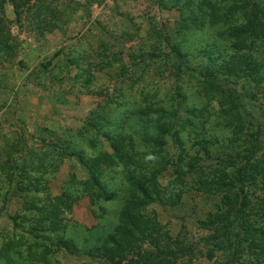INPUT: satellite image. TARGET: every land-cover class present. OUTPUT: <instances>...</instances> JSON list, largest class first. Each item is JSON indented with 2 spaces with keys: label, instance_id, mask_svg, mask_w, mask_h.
<instances>
[{
  "label": "trees",
  "instance_id": "16d2710c",
  "mask_svg": "<svg viewBox=\"0 0 264 264\" xmlns=\"http://www.w3.org/2000/svg\"><path fill=\"white\" fill-rule=\"evenodd\" d=\"M224 1L182 0L183 10L179 7L181 12L175 31L180 34V40L171 44L167 38L159 36L167 51L158 55L155 47L138 49V61L130 67L136 68L132 72L138 73L139 80H144V73L151 66L164 65L171 70L169 76L173 86L163 99L166 102L154 96L155 93L140 91V104L125 107L117 113L120 119L113 123L108 116L110 109L105 108L109 103L105 101L103 109L95 110L74 135L68 133L62 139L53 137L52 144H43L55 151L54 156L71 158L82 168L87 186L92 187L91 190L83 189L84 196L110 199L122 192L116 222L100 240L90 242V238H84L78 243L68 236L65 214L79 193L62 188L58 195H50L44 176L48 170L57 168L55 158L34 152L24 146L20 138L0 147V209L5 205L4 199L7 201L13 196L22 199L21 211L6 216L18 233L0 243V264H45L53 250L106 264H180L176 262L177 255L184 250L172 248L167 232L148 212L151 203L172 205L179 200L183 189L178 185L219 196V207L214 215L209 214L201 224L213 231L211 239H229L226 248L232 251L225 264H264V152L257 155L261 124L255 123L254 131L242 134L241 127L229 118L242 107L233 89L224 87V83L239 76H253V80H259L258 70L264 68V8L252 0H232L234 6L221 7ZM53 2L55 0H0V9L7 3L15 21L19 22L22 15L29 14L32 21L48 28L57 22L50 8ZM194 34L205 42L193 50L183 49L184 38ZM8 40L9 35L0 31V52L10 48ZM59 53L55 52L53 57ZM192 55L198 59L194 65ZM49 64L47 61L41 65L42 69L48 70ZM98 65L101 66V60ZM123 69L122 65L115 67L118 74ZM88 70L87 65L82 71L87 73ZM186 74L201 80L204 93L219 95L217 102L222 105L220 116L225 119V129L206 135V126L213 113L206 106L188 105L178 85L181 76ZM209 84L216 88L212 90ZM46 129H42L44 133H48ZM183 132L202 136L195 142L203 141L204 146L200 147L207 158L211 146L235 150L241 139L246 144L245 155L241 158L234 151L235 156L227 153L224 158L215 160L214 165L201 166L184 149L180 135ZM99 138H103L110 152L102 149ZM165 138L176 146V153L167 156L163 146ZM233 158L238 159L239 165ZM159 164L161 166L157 167ZM113 167L120 176V184L116 187L101 181L102 172ZM228 167L232 168L231 173L226 170ZM165 170L169 172V182L174 183L173 190L160 183L161 173ZM251 196H255V201ZM17 234L26 244L23 253L15 247ZM1 237L5 239V236ZM211 256L208 251L207 258Z\"/></svg>",
  "mask_w": 264,
  "mask_h": 264
},
{
  "label": "rangeland",
  "instance_id": "374dc122",
  "mask_svg": "<svg viewBox=\"0 0 264 264\" xmlns=\"http://www.w3.org/2000/svg\"><path fill=\"white\" fill-rule=\"evenodd\" d=\"M252 1L264 8V0ZM181 2L182 0L177 3L172 0H99L83 3L82 0H55L50 8L53 9L57 22L48 28L32 21L29 14L22 15L19 22L15 21L7 3L0 9V31L9 35L10 47L0 52V147L5 143H15L20 138L24 141L23 145L34 152L46 154L53 160L55 158L57 168L46 172L45 184L51 196L58 195L62 188L74 191L73 193L78 191V199L65 214L66 232L78 243L84 238H90V242L98 241L110 232L116 222L122 192H117L110 199L84 196L83 189L88 187L91 190L92 187L87 186V177L82 168L71 158L54 156L55 151H50L43 144L51 143L53 137L62 139L68 133L74 135L95 110L103 109L105 101L109 103L105 108L110 109V121L117 123L120 111L128 105L140 104V91L155 93L154 96L161 100L168 96L173 86V79L169 76L171 70L168 67L151 66L141 81L138 73L132 72L136 68L130 67V64L138 61L139 48L144 50L155 47L157 55L159 52L166 53L159 36L167 38L171 44L180 40V34L177 35L175 31L181 12L179 10H183ZM228 5L234 6L232 0H225L221 7ZM35 25H40L41 28ZM197 35H187L183 49L193 50L205 42L199 40ZM209 39L211 40L210 37ZM57 51L60 53L53 57ZM190 58L193 59L192 65L198 62L194 55ZM100 60L101 66L98 65ZM47 61L50 64L48 70L44 71L41 65ZM87 65L89 70L83 73L82 70ZM119 65L124 66L120 74L115 70ZM258 73L259 80H253V76H239L224 83V87L233 89L242 107H237L235 113L229 115L232 122L241 127L242 134L254 131L255 123L261 124L257 144V155H260L264 152V68L258 70ZM178 85L179 92L184 95L188 105L192 103L206 106L212 111L206 126V135L225 129V119L220 116L222 105L217 102L219 95L216 92L204 93L201 80L192 74L182 75ZM210 85L212 90L216 88ZM118 93L122 97H118ZM163 101L166 102V99ZM161 104L168 106L167 103ZM43 128H47L49 134L44 133ZM180 135L188 155L194 156L201 166L214 165L215 160L224 158L227 153L235 156L234 151L241 158L245 155L243 149L246 144L242 143L243 139L236 143L235 150L209 146L210 157L207 158L200 147L204 146L203 141L200 144L195 142L201 135L195 137L192 133L185 135V132ZM99 140L102 149L110 152L103 138ZM163 146L167 156L178 151L169 138H165ZM83 151L87 153L84 147ZM233 161L239 165L238 159L233 158ZM160 166L161 164L157 165ZM226 170L231 173L232 168L228 167ZM168 173V170L161 173L160 183L166 189L173 190L174 183L169 182ZM101 181L118 186L120 176L117 169L113 167L102 172ZM178 186L183 192L174 204L151 203L148 206V212L153 214L170 237L172 248L184 250L177 255L176 262L225 264L228 253L232 251L226 248L229 239L217 236L211 239L213 231L201 224L207 220L209 214L214 215L219 207V196L201 193L187 186ZM248 191L250 193L252 189ZM250 198L255 201V196ZM4 201L5 205L0 209V235L5 236V239L0 236V243L18 233L13 230L6 216L19 213L22 205V199L18 196ZM14 238L16 249L23 253L26 244L22 243L19 234ZM26 239L29 243L30 239ZM207 239L211 241L208 242ZM208 251L212 254L210 259L207 258ZM56 263L106 264L88 257L53 250L45 264Z\"/></svg>",
  "mask_w": 264,
  "mask_h": 264
}]
</instances>
